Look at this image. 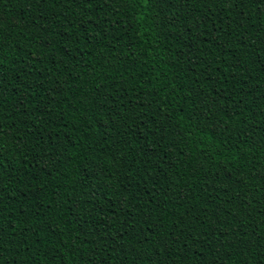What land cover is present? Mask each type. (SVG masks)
Returning a JSON list of instances; mask_svg holds the SVG:
<instances>
[{
    "label": "trees",
    "instance_id": "16d2710c",
    "mask_svg": "<svg viewBox=\"0 0 264 264\" xmlns=\"http://www.w3.org/2000/svg\"><path fill=\"white\" fill-rule=\"evenodd\" d=\"M0 264H264V0H0Z\"/></svg>",
    "mask_w": 264,
    "mask_h": 264
}]
</instances>
